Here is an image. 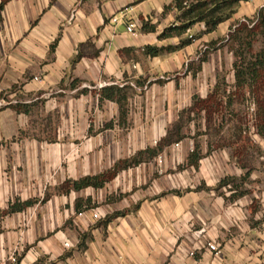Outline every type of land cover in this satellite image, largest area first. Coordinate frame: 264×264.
I'll return each instance as SVG.
<instances>
[{"label": "crops", "instance_id": "0c3cea01", "mask_svg": "<svg viewBox=\"0 0 264 264\" xmlns=\"http://www.w3.org/2000/svg\"><path fill=\"white\" fill-rule=\"evenodd\" d=\"M172 4L4 2L0 264H264V134L246 132L247 121L236 119V146L216 144L235 136L226 125L207 133L194 112L216 88L218 74L225 80L220 90L231 94L232 54L224 37L264 0L240 1L212 32L204 33L199 22L183 35L160 38L177 24ZM144 22L154 31H142ZM128 23L135 33L126 31ZM189 34L195 38L174 51L145 52L147 46L178 45ZM111 85L127 87L122 118L118 102L101 95ZM158 144L161 163L155 156L115 167ZM250 159L255 164H247ZM111 170L97 188L73 190L66 183ZM225 177L235 180L215 189ZM14 199L37 201L4 213ZM92 208L105 217L92 219ZM80 210L83 217L76 215ZM208 242L217 244L218 254Z\"/></svg>", "mask_w": 264, "mask_h": 264}, {"label": "rangeland", "instance_id": "374dc122", "mask_svg": "<svg viewBox=\"0 0 264 264\" xmlns=\"http://www.w3.org/2000/svg\"><path fill=\"white\" fill-rule=\"evenodd\" d=\"M249 19L241 22L247 25L246 32H244L245 38L243 37L244 42L233 44L228 40L233 29L224 37L228 50L232 54L231 65L228 67L234 75L232 82L234 89L231 94L228 95L220 90V86L225 84V80L224 76L217 73L216 88L194 109V112L196 110V114L205 120L207 133H218L219 129L226 125L225 132L228 131L235 137L230 138L229 141L227 138L218 140L216 144L228 143L232 149L238 142L236 133L240 121L236 124V119L247 121L246 132L251 130L250 132L259 133V135L264 134V32L261 28L254 29L257 25L253 27L257 21L256 14ZM250 27L254 29L253 35L246 36ZM227 122H229L228 125ZM242 127L244 128V126ZM246 141L249 142V139ZM248 161H246L247 164H255L252 159Z\"/></svg>", "mask_w": 264, "mask_h": 264}, {"label": "trees", "instance_id": "16d2710c", "mask_svg": "<svg viewBox=\"0 0 264 264\" xmlns=\"http://www.w3.org/2000/svg\"><path fill=\"white\" fill-rule=\"evenodd\" d=\"M7 0H0V11L3 7L4 2ZM242 0H173L172 7H174L178 14L176 16L177 24H172L166 27L158 37L164 38L174 35H183L192 25L195 23H203L204 24V33L212 32L216 29L219 23L230 18L234 12L236 11L237 6ZM246 1V0H243ZM171 7V6H169ZM166 7V10L169 8ZM1 19V14H0ZM257 21L253 24V27L257 25L256 28H261L264 32V7H262L256 13ZM246 20H250L246 18ZM249 31H247V35H253L254 29L250 27ZM142 31H154L153 26H149L147 22H144L141 26ZM247 25L246 23H240L236 26L232 32L229 34L228 40L233 44L235 42L242 43L244 42V32H246ZM195 38L194 35L180 40L178 45H167L165 47H155V46H147L145 47V52L151 56L158 55L164 51H174L188 43H190ZM245 38V37H244ZM203 57L201 60H204ZM84 91V90H82ZM81 91V92H82ZM127 87H118V86H108L102 90L101 95L109 98L115 99L119 104V117L122 118L125 116L126 112V100L128 98ZM161 150V144L156 145L154 147H148L144 150H139L135 155L130 158L123 159L118 161L115 165L116 168H125L126 166L137 165L144 160H148L152 157H155L159 154ZM195 149L191 150L190 154L194 155L197 158V155L194 154ZM114 173L113 170L108 171L106 173H102L99 175H86L77 180H68L66 183L70 185V188L73 190H79L81 188H85L88 186L92 187H100L104 184L106 180ZM243 179V177H242ZM234 177H225L219 181L215 189L219 188L224 184H228L229 182L234 181ZM60 190V188H58ZM245 191H239L236 195H242ZM47 199V194L40 200V202H44ZM37 199H28L25 201H20L19 199H14L8 203V207L3 211L4 213L18 212L25 209L27 206L35 203ZM81 208L79 200H75V209L79 210ZM123 212H117L114 215L122 214ZM111 216L104 219L103 222H108Z\"/></svg>", "mask_w": 264, "mask_h": 264}, {"label": "built area", "instance_id": "2783aa9c", "mask_svg": "<svg viewBox=\"0 0 264 264\" xmlns=\"http://www.w3.org/2000/svg\"><path fill=\"white\" fill-rule=\"evenodd\" d=\"M112 21L117 22V17H113ZM125 29L129 33H135L134 24L133 23H128L126 25ZM191 36H192L191 34L188 35V37H191ZM0 105H1V102H0ZM174 146L178 147L179 146V142H175ZM156 157L158 159V162L161 163L162 162L161 156L157 155ZM85 213H86L85 210H80V211L76 212V215L79 216V217H83L85 215ZM89 213H90L92 219H94V220H100V219L104 218L105 215H106V213L104 211H102L101 209H96V208L89 209ZM64 246L66 248H68L70 246L69 242H67V241L64 242ZM206 246H207V248L209 250L214 251L215 254L219 253L218 246H217V244L215 242H208ZM193 253H194L193 250L189 252L190 255H193ZM9 260L11 262H16L15 254L10 255Z\"/></svg>", "mask_w": 264, "mask_h": 264}]
</instances>
